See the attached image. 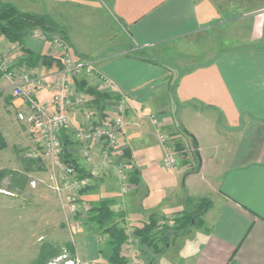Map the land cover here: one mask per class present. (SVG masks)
Wrapping results in <instances>:
<instances>
[{
	"label": "crops",
	"instance_id": "0c3cea01",
	"mask_svg": "<svg viewBox=\"0 0 264 264\" xmlns=\"http://www.w3.org/2000/svg\"><path fill=\"white\" fill-rule=\"evenodd\" d=\"M2 1L11 2L22 11L49 15L71 12L72 8L83 10V22L99 23L104 17L106 23L115 24L122 33L120 39L127 41L125 45L120 43L116 51L105 53L104 49L88 46L90 37L85 31L75 32L61 25L78 57H90L92 52L105 53L96 55L100 60L99 67L115 82L118 91L125 97L127 107L126 124L121 129L113 163L108 172L99 173L91 179L93 189L82 195V215L87 216L90 202L109 199L111 208L124 214L123 218L117 219L118 224L125 232H133L151 215L160 218L159 224L164 223L173 211H187L196 205L199 197H204L210 203L192 236L182 240V234L191 227L180 230L170 237L166 247L157 255L151 254V246H145L147 248L142 254L145 251L150 253L149 264H264V49L241 48L207 54L204 50L208 31L221 17L213 0ZM116 35L118 37V33ZM96 37L100 39L98 31L91 36ZM185 40H188V45L193 42L198 45L194 53L205 59L190 67L176 68L175 76L166 67L161 68L159 63L133 55L137 50L145 54L151 50L159 55L169 46H177ZM0 46L5 50L7 60L15 63L21 55L17 43L0 37ZM24 47L55 58L50 43L39 42L31 34L25 38ZM13 66L23 67L19 64ZM28 68L35 78H39V82L29 84L33 98L53 111L54 88L50 83L60 79L62 65L53 61L50 65L39 63ZM1 75L0 90L7 89L8 82ZM66 77L73 93L79 81L106 92L94 76L74 78L66 74ZM111 97L103 99L102 110L98 111L91 102L93 96L88 94L95 119L104 120L114 115ZM5 105L7 115L14 114L12 120L16 125L20 121L16 119L15 112L24 108L23 100L14 96ZM68 112L73 121L66 130L70 136L76 127L82 126L83 119L81 107L73 105ZM147 113L157 116L158 125L136 116ZM165 125L176 127V137L182 135L185 150L192 152L194 166L192 159L190 163L173 169L162 166L163 147L157 140V134L164 131ZM25 132L29 133L25 137L28 147L24 149L27 150V158L21 161L17 170L23 183L17 188L18 191L25 189L30 206L24 209L21 204L3 206L9 213L13 211L19 215L16 218L13 215V222L15 219L21 227L14 231L13 245L18 248L11 252V256L18 257L15 259L20 264L32 262L39 254L38 200L45 206L44 210L51 207V201L46 200L48 196L39 199V191L27 186L28 182H36L40 178L39 173H47L51 162L42 152L37 130L29 126ZM78 147L77 143L70 141L68 151L76 159H79ZM89 149L97 161L96 146L89 144ZM221 150L223 154H220ZM78 161L88 170V164L80 159ZM117 164L123 166L127 177L132 168H137L140 173L136 184L127 178L131 185L127 192L121 190ZM58 169L62 170V167ZM164 171L172 174L162 176ZM176 174L181 175L180 180L175 177ZM4 192L9 196L13 194ZM190 195L193 196L189 200ZM185 206L188 208L185 209ZM1 209L0 213L5 215L6 211ZM23 214H29V217L23 220ZM136 216L141 217L139 223L134 221ZM8 222L15 224L10 220ZM87 230L79 234V258L86 259L87 264L108 262L105 254L102 255L96 235L89 234ZM26 235L29 240L23 239ZM132 236L137 240L134 233ZM32 246L34 249H30ZM6 251L5 248L0 250V258H6ZM140 256L136 254L138 263Z\"/></svg>",
	"mask_w": 264,
	"mask_h": 264
},
{
	"label": "rangeland",
	"instance_id": "374dc122",
	"mask_svg": "<svg viewBox=\"0 0 264 264\" xmlns=\"http://www.w3.org/2000/svg\"><path fill=\"white\" fill-rule=\"evenodd\" d=\"M213 1L215 2L217 8L221 12V17L211 26V29H209L208 31L207 42L204 50L207 52V54H211V53L216 54L221 50L233 51L234 49H241V48L242 49L249 48L250 50L264 49V0H213ZM83 12H84L83 10L78 11L72 8L71 12H64V13L53 12L50 15L58 25H64L65 27H68L70 29L72 28L71 29L72 31L75 30H77V32L81 30L85 31V34L89 35L90 37V39H88V46H91L90 47L91 49L93 48L104 49L106 51L105 53H107L108 51L114 52L116 51L115 49H117L116 47H120L119 46L120 43L121 45H125L127 43V41L120 39V35H122V33L118 31V29L115 27V24L110 22H109L110 24L106 23L104 17L99 23L97 22L89 23L88 21L83 22V19L81 18ZM95 18H97V16ZM79 19L81 22L79 21ZM77 26H79L80 28H78ZM97 31L100 39H98L97 37L91 38V36H94ZM117 33H118V37H116ZM0 37L4 39V37H2L1 35ZM187 42L188 40H185L184 42H180V44H178L177 46L171 45L169 46L168 49H166V51H163V53L159 55L154 54L151 50L146 51V54L142 50H137L136 52H133V55L135 57L144 56L145 58H148L152 63L155 64L159 63L161 68L163 66L166 67L168 69V72H170V74L175 76L177 74V71L175 70L176 68L190 67L192 64L205 59V57L202 56L198 57L195 55L194 52L195 51L197 52L198 45H196L194 42L193 44L188 45ZM70 46L72 47L71 44ZM0 51L3 53L6 59L7 57L5 56V52H4L5 50L2 49L1 46H0ZM96 53L97 52H92L90 54L91 56L94 57H96V55L105 54L104 52H101L99 54ZM7 61L12 65V67H14L13 64L14 65L17 64L16 63L17 61L15 63L13 61H10V59ZM0 75L6 79V83L8 82L7 89L0 90V145L2 144V146L0 147V169L3 171L11 170V172H16L17 174H19V171L17 170L20 169V165L22 164L21 161L22 162L26 161V159L24 158H27L26 157L27 150L24 149H27L28 147L27 146L28 141L25 139V137L28 136L29 133L25 132V130L28 129L30 125L22 121L18 123L16 122L15 125L12 120L14 114L12 113L13 115H7L8 111L6 110L5 102L8 103L9 100L14 97V95L12 93V90L9 88L11 79L8 76L4 75L3 72L1 71H0ZM3 100H5L4 103ZM17 112H15L16 119H17ZM176 130H177L176 127L165 125L164 131H159L158 133H164L169 138L170 142L168 143L167 150H170L176 154V156L178 157L177 158L178 166L190 163L191 159L193 161L192 166H194L192 152L190 151L187 152V150H185L186 149L184 147L185 142H183L182 135H180L181 137L180 136L176 137L174 135ZM163 152L161 155V163L163 158ZM223 153L224 151L221 150L220 154ZM92 156L94 155L92 154ZM96 156H97V148H96ZM50 164H51L50 169H47V173L46 172L39 173L38 176L40 178L36 179L37 180L36 182L30 181L27 183V186H30L31 188L35 187L37 191H39V195H38L39 199L48 196V199L46 200L51 201V207H49L48 210H44L45 206H43V204H41V201L38 200L39 202L37 204L38 206L37 208L39 210L36 211L37 228H38V242H37L38 251L40 252L41 249H45L47 247L45 245L52 246L57 250V254L51 258H48L43 264H52L50 262H55V264H64L66 261L70 262V260L74 261L72 262L73 264H87L88 261L86 259L83 260L82 258H79V255L81 254L79 234L81 233L82 230L84 229L87 230V228H90V230H87L89 231L88 232L89 234H92L93 236L94 234L96 235L97 240L102 247L101 248L102 255L105 254V256L108 259V262H98V263L113 264V261L110 260L109 258L112 253V246L109 242L108 234L102 231V229L99 230L94 225H92L91 227L90 224L92 223H90V221L87 219V216L85 215L80 214L81 218H79V220L76 219L77 216H75L72 213V211L67 208L65 204V196H66V191L68 189L64 186V188H62V191L58 192L53 188L55 180L62 178L63 171L61 169H58L59 166L54 165L52 162ZM6 172L7 171H5V173ZM11 172L0 176V210L2 211L1 208H3V210L6 211L5 215L0 213L1 214L0 244H2L0 246V250L2 251L5 248L7 250L6 252H8L6 258H0V263L6 262L7 264L8 262V264H20L19 261L17 263L15 259L18 257L11 256L13 254L11 252L18 248L17 246L13 245L14 244L13 235L15 233L14 231H18V227H21L18 224H16L15 219L13 222V215L16 218L18 213H14L13 211L9 213V211L6 210L3 206L4 205L9 206L12 204H21L20 205L21 208L24 209L30 206L29 205L30 198L28 194H26L25 189L18 191L17 187L23 186L21 178L19 179L20 186L18 183H16V185L12 183L11 178L13 176L17 177V175L16 174L12 175ZM170 174L172 173L164 171L162 173V176L164 175L167 176ZM138 176H140V173L138 174ZM175 177H178V180H180L181 175L176 174ZM119 179L121 180L120 175H119ZM138 180H140L139 177ZM14 189L17 190L13 191ZM4 191H8L15 194V197L13 194L10 196L6 195L7 193ZM192 196L193 195L189 196V200L192 198ZM106 200L109 201V199ZM204 200L208 201L207 198L199 197L196 205L194 204V206H192L191 209L185 206V209L188 208L187 211L184 212L182 210L173 211L171 215H168V217L165 218L166 220L164 223L160 222L159 224L158 219L160 218L155 216V220H157L159 229H157V227L153 228L150 237L155 235L156 236L155 241H157L159 240L158 238H161V236L163 235L162 232L164 230L166 231L170 230V234H169V239H170V237L173 234H176L177 232L182 230L181 228H179V226L177 227L178 224L176 225L174 223L173 221L174 218L185 217L186 215H188V212L197 210V208L200 205L204 206L205 204ZM22 217L23 220H25V218L29 217V214L25 216L23 214ZM31 217L33 219V215H31ZM140 218L141 217L138 216L137 218H134V221L135 222L137 221V223H139L138 219ZM8 220H10L15 224L9 223ZM196 221L201 222L202 215L196 218ZM76 224H78L79 228L75 226ZM199 226L200 224L187 226L186 227L187 229H189L190 227L191 228L189 229V231H185L182 234V240L187 237L190 238L194 233V229ZM14 228L16 229L14 230ZM132 233H133L132 230L126 232L127 242L125 241L124 243L125 245H122L120 252V254L124 257V259L126 258L125 260H127V263L125 264H128V262L130 261L131 262L134 261L136 264H149V262H151L150 253L147 254V252L145 251L144 254H142L143 249H146L147 247L140 244L138 236L134 234L135 236H137V240H136L135 239L136 237L132 236ZM104 236L105 238L103 239ZM23 239L29 240V236L26 235ZM4 243H5V247L3 248ZM162 244H163L162 241L156 242L158 248H161L163 246ZM30 249H34V246H32V248ZM150 251L151 254L154 253L155 255L159 254L156 251H154L153 248L150 249ZM136 254L141 255L139 258L140 261L139 263H138V258H136ZM9 255L11 257H8ZM126 256L131 258H128ZM59 257L62 258L58 260ZM37 260L38 258L36 259L33 258V261L32 262L28 261V264H36Z\"/></svg>",
	"mask_w": 264,
	"mask_h": 264
},
{
	"label": "built area",
	"instance_id": "2783aa9c",
	"mask_svg": "<svg viewBox=\"0 0 264 264\" xmlns=\"http://www.w3.org/2000/svg\"><path fill=\"white\" fill-rule=\"evenodd\" d=\"M31 37L39 42H48L62 64V75L59 80L51 82L54 88V110L35 100L29 84L39 82L28 67L15 68L5 59L0 51V71L11 79L9 88L15 97L23 100L24 109L17 112V119L32 126L38 132L42 142V152L47 155L51 162L62 167V178L54 182V190L62 191L64 186L68 189L65 196V204L77 220L82 215V201L80 189L90 182L88 177L77 178L73 168L62 163L63 143L61 131L69 128L73 121L68 109L73 105L81 107L82 126L76 127L70 135L71 141L79 145V159L88 164V172L93 176L102 172H108L113 163V156L118 147L121 129L126 124L125 114L127 111L124 95L118 91L115 82L99 67L100 60L96 57H78L73 51L67 39L59 34H48L40 29L31 31ZM66 74L74 78L94 76L106 92L112 95L111 100L115 109L113 116L104 120H97L93 116V106L89 102L88 94L84 90H70ZM137 118L147 119L151 124L158 125V118L153 113L138 114ZM157 140L163 147L162 166L173 169L178 166L177 156L167 150L169 138L164 133L157 134ZM89 144L96 146L98 161H94ZM116 170L121 176L120 187L122 192L129 191L131 185L121 164L116 165ZM75 221V220H74ZM79 228L78 224L75 225ZM62 257H59L60 260ZM72 260L64 264H73ZM55 264V262H50ZM128 264H136L134 261Z\"/></svg>",
	"mask_w": 264,
	"mask_h": 264
},
{
	"label": "trees",
	"instance_id": "16d2710c",
	"mask_svg": "<svg viewBox=\"0 0 264 264\" xmlns=\"http://www.w3.org/2000/svg\"><path fill=\"white\" fill-rule=\"evenodd\" d=\"M34 29H40L48 34L57 33L67 39L66 34L64 32V28L61 25H58L51 15L47 13H36L31 11H22L15 4L8 1H0V35L7 39L10 42H15L19 46V50L21 55L17 58V64L23 65L26 67H34L37 64L50 65L53 61L57 64H61L59 60H56L54 57H50L48 55H43L37 52H34L26 47H24L25 38L31 33ZM62 65V64H61ZM78 90H84L88 94L92 95V104L98 111L102 110L101 102L103 99L111 97L112 95L108 92H102L97 90L96 87L87 85L85 81H79L77 83ZM67 129H63L61 133L62 143H63V155H62V163L64 165H69L73 168L77 178L83 179L88 177L91 181L93 175L86 170L81 163L78 161L79 159L73 158L70 154L69 143L71 141L70 136L66 133ZM2 144L0 145V147ZM128 154V152H126ZM5 171H7L5 173ZM1 170L0 176L10 173L11 170ZM12 175L16 174L11 178V181L14 185L20 182L19 177L20 173L11 172ZM16 177V178H15ZM138 171L136 168H132V170L128 173V179L131 182H139L138 180ZM15 178V179H14ZM22 181V180H21ZM93 189L92 183H88L80 189L81 201L82 195L88 194ZM205 201V200H204ZM209 201H205L204 206H197V210L188 212V215L181 218H174V223L179 226L181 229H186L187 226H193L194 224H201L200 221H196V218L203 215L204 211L209 206ZM198 205V204H197ZM124 214L119 211H115L111 208L110 202L106 199L99 200L96 202H90L88 204L87 209V219L99 230L106 232L108 234L109 242L112 246V253L109 257L110 260L113 261V264H125L127 260L120 254L122 245L125 243L127 239V234L125 229L119 226L117 219L123 218ZM86 220V221H88ZM200 222V223H199ZM159 229L157 220H155L154 216H150L149 220L143 222L141 226L135 227L133 233L138 236L139 243L152 247L154 251L157 253L161 252L164 247L168 244L170 230H164L162 233L160 241H162V247L158 248L156 245V236H151V231L153 228ZM161 229V228H160ZM162 239V240H161ZM45 249H41L38 254V260L36 264H43L48 258H51L57 254V250L52 246H48ZM151 260V259H150Z\"/></svg>",
	"mask_w": 264,
	"mask_h": 264
}]
</instances>
